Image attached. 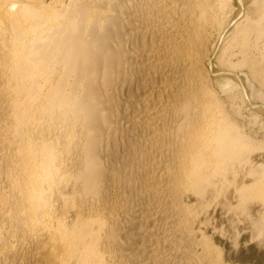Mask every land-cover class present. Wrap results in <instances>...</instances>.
<instances>
[{
  "label": "bare ground",
  "instance_id": "1",
  "mask_svg": "<svg viewBox=\"0 0 264 264\" xmlns=\"http://www.w3.org/2000/svg\"><path fill=\"white\" fill-rule=\"evenodd\" d=\"M237 1L212 43L226 1L0 0V264H233L211 200L264 202L215 88L264 115V0Z\"/></svg>",
  "mask_w": 264,
  "mask_h": 264
},
{
  "label": "rangeland",
  "instance_id": "2",
  "mask_svg": "<svg viewBox=\"0 0 264 264\" xmlns=\"http://www.w3.org/2000/svg\"><path fill=\"white\" fill-rule=\"evenodd\" d=\"M222 1L223 4H225L224 2L226 1V5L228 7L221 3L224 8L220 10V19L217 17L219 21L216 22L212 31V33L215 32L214 34H212L214 36H212V43L219 37L221 32L220 30H222L224 25L231 19L230 17H232V13H234L238 6L237 0H231V2L230 0ZM249 8H251L250 10L254 9L251 12H256V8L254 5H251V7ZM260 11L261 10L256 13H259ZM222 14L225 15L226 18L221 17ZM254 15L256 16L258 14L254 13ZM221 21L225 24L223 25ZM219 22L220 25H218ZM211 46V48H213V44H211ZM232 49L236 50L234 51L236 56H231L232 61H239L241 59V56H243L242 49L238 48V45H234ZM252 51L257 53V50ZM245 69L250 70V67H247ZM215 88L218 92L221 93L222 98L226 100L225 102L230 109L232 105H234L236 108L242 107L240 109L242 110L245 119H241L240 121L244 124V130L247 131V133H249L255 139H264V115L261 117V119L254 120L253 116L255 112L244 102V100L241 98V95L237 91L234 94L232 93L230 95L223 94L217 86ZM231 111L234 113L235 110L231 109ZM234 117L236 118L237 115H234ZM263 142L264 140L261 143ZM255 149L250 151L244 160V167H246L244 173L246 177L245 183L248 184L255 180L254 176L249 175L250 169L253 170L260 163H264V149L258 148V151ZM231 191L233 192L232 188ZM229 198L226 199V196H224V194L222 193L221 196L219 195L218 198L216 197V200L215 198L211 200V211L209 214V219H211L210 234L213 237L214 243L220 250L225 252L227 261L230 263L264 264V242H262L264 241V202L260 201V199H256L255 197L252 200L247 199L245 200L246 202L241 210V208L237 206L238 200L235 195L232 194V196ZM226 200L227 202H230L232 204V209L227 208L224 205Z\"/></svg>",
  "mask_w": 264,
  "mask_h": 264
}]
</instances>
